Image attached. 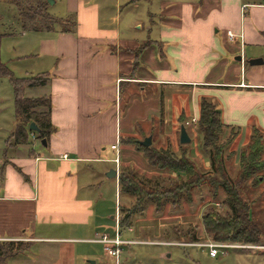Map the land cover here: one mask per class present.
I'll list each match as a JSON object with an SVG mask.
<instances>
[{
	"label": "crops",
	"instance_id": "obj_1",
	"mask_svg": "<svg viewBox=\"0 0 264 264\" xmlns=\"http://www.w3.org/2000/svg\"><path fill=\"white\" fill-rule=\"evenodd\" d=\"M262 3L163 1L146 18L117 15L113 22L105 2L72 0L64 17L54 15L70 22L73 14L75 29L56 24L37 33L28 73H47L50 79L45 86L28 87L26 95H51L56 130L47 145L30 132L28 143L12 145L9 136L0 147V242L91 241L106 232L104 182L115 178L119 191V174L107 175L117 165L112 145L119 142L120 169L155 170L125 139L151 136L154 145L153 130L176 138L186 123L197 158L209 168L198 127L203 96L214 102L216 95L224 98L222 117L240 128V152L250 120L263 116L264 77L260 67L248 63L262 57ZM131 4L118 0L117 11ZM193 117L198 122L187 123ZM180 135L179 143L186 144ZM60 225L73 233L53 234Z\"/></svg>",
	"mask_w": 264,
	"mask_h": 264
},
{
	"label": "rangeland",
	"instance_id": "obj_2",
	"mask_svg": "<svg viewBox=\"0 0 264 264\" xmlns=\"http://www.w3.org/2000/svg\"><path fill=\"white\" fill-rule=\"evenodd\" d=\"M44 1H47L48 11L52 15L64 17L68 13V7L72 0ZM120 1L127 2L129 0ZM163 1L175 3L181 1L192 2L193 0H131V6L124 7L119 12L117 11L118 0H99V2H105L110 7V9H107L113 22L116 21L117 15L121 18H125L127 15L130 19L134 17L135 20H140L141 17L146 18L150 14V11L159 9L163 5ZM29 5H31V1ZM29 5L27 7H30ZM218 14V12L214 13L212 19ZM74 17L72 14L70 22L66 20L58 24L69 28L71 26V29L74 30L75 28L72 27ZM30 20L26 19L20 13L19 8L11 3L10 0H0V33H10L3 37L1 58L8 64L15 76L18 77L32 76L33 73H28V71L32 70L34 61L33 39L37 37L38 32L48 31L46 27L42 28L45 23L47 24V21L43 23L40 18ZM136 31L138 30H135V33ZM262 49V55L259 56L264 58V48ZM257 66L260 67L258 69H260V74L264 77V63ZM247 67L250 69L249 67L251 66L248 65ZM45 95L47 94L42 93L35 97ZM212 98L222 110L224 98L220 95ZM36 110H45V108L38 107ZM259 112L263 113V116L260 114L261 119L256 117L257 120L254 118V115L249 122V133L253 132L251 126L257 125L261 127L264 134V119H262L264 117V107H260ZM15 124L16 112L13 85L8 76H2L0 77V147H5L6 140L13 132ZM189 126L193 127L194 125L191 124ZM234 129L236 130L237 126ZM230 132V128H227L226 137L223 139H226ZM153 134L154 146H164V148L168 146L167 148L172 149L178 155L184 150L187 156L197 163L200 170L204 172L210 170V165L208 168L201 158H197L194 149V145L196 144L195 139L191 143H179L180 129L175 134L176 138L171 137V139L167 136H160L159 131L153 130ZM238 136L239 134L232 144V150L238 148ZM249 139L248 136L244 145ZM244 145L240 146V148ZM108 164L115 165V163ZM133 168L138 171L140 176L151 179L147 183L148 185H155L152 181L157 180V188H154L159 191H163L165 189L163 187L170 186L171 184L175 186L184 180L182 176H178L175 172L168 171L158 174L157 172H152L156 171L154 169L145 171L142 168L139 169L137 166ZM239 168V159L236 155L228 163L229 174L232 177L235 176ZM170 174L172 175L168 178ZM214 175L218 177L217 174ZM116 182L117 180L113 178L103 184L107 211L103 215L102 221L107 223L104 227L108 226L105 228V231L114 235L117 211L119 212L120 219L127 215V213L134 218L130 227L121 229L122 237L132 239L134 242L122 245L123 249L119 257V264H264V238H262L259 244L223 242L232 246L220 249L217 256L210 255L209 247L202 246L203 243L214 242L203 228L202 219L204 214L214 209L218 210L221 214L227 212V208L222 203L225 195L223 190L220 191V198L215 199L213 189L208 184H204L201 189L193 191L192 201H188L185 196L186 194H184L178 204H172L171 201H167L162 207L158 208L155 203L149 201V204L144 203L136 208V204H139V199L136 196L132 197L124 193L121 194L118 191ZM149 189H152V187ZM241 191L251 204L253 217L264 229V179L256 184L252 183L251 180L247 181L242 186ZM133 209L137 211L134 212ZM194 232L196 233V239L192 238ZM71 233L73 231H67L63 225H60L53 232V234L57 235ZM0 248L5 254L0 257V264H117L116 257L111 256L101 242L54 241L51 244L28 245L25 242L14 241V243H10V241H6L0 243Z\"/></svg>",
	"mask_w": 264,
	"mask_h": 264
},
{
	"label": "trees",
	"instance_id": "obj_3",
	"mask_svg": "<svg viewBox=\"0 0 264 264\" xmlns=\"http://www.w3.org/2000/svg\"><path fill=\"white\" fill-rule=\"evenodd\" d=\"M30 1L31 5H29ZM10 2L19 8L20 13L26 19L40 18L43 23L47 21V24L45 23L42 28L51 29L62 22L61 19L48 11L47 1L10 0ZM28 5L30 7H27ZM6 34L10 33H0V77L8 76L11 80L16 112V124L8 142L12 145L28 143L30 132L35 133L38 139H46L49 142L51 134L56 130L51 120V95L29 97L26 95V89L47 85L50 76L47 73L26 77L15 76L8 64L1 58L2 40ZM38 107H44L45 110L38 111L36 110ZM32 121H35L40 128L38 132L29 128ZM198 127L203 134V148L209 158L210 170L206 172L200 170L197 163L187 156L184 150L178 155L170 148H156L153 144L144 146L138 139L128 138L125 141L134 143L156 171L175 172L184 180L175 186L171 184L163 187L165 189L159 191L156 189L157 180L152 181L155 185H148L147 183L151 179L140 176L138 171L133 168L134 166L126 167L120 169L119 192L132 197L136 196L139 199L136 208L150 202L155 203L160 208L167 201H171L172 204L180 203L184 194H186L188 201H192L193 191L201 189L204 184H208L213 189L215 199L220 198L221 190L224 191L222 203L227 208V212L221 214L214 209L204 214L202 224L206 234L216 242L261 243L262 238H264V229L253 217L251 204L241 191L242 186L247 181L251 180L252 183L256 184L264 179V134L261 127L252 125L253 132L249 134L250 139L240 152L236 149L232 150V144L239 134L240 128L237 127L235 130L236 126L225 123L222 110L216 102L206 96L200 99ZM227 128H230L231 132L226 139H223L226 137ZM237 154H239L240 168L238 173L232 177L229 174L228 163ZM159 173L162 174V172ZM214 174H217L218 177H215ZM151 187L152 189H149ZM133 210L134 212L137 211L136 209ZM133 220L134 218L127 213L120 219L121 229L130 227ZM192 238H197L195 232ZM10 243H14V241H10ZM2 255L5 254L0 248V257Z\"/></svg>",
	"mask_w": 264,
	"mask_h": 264
},
{
	"label": "built area",
	"instance_id": "obj_4",
	"mask_svg": "<svg viewBox=\"0 0 264 264\" xmlns=\"http://www.w3.org/2000/svg\"><path fill=\"white\" fill-rule=\"evenodd\" d=\"M264 4V3H262ZM228 35L230 38H234L235 33L231 30L228 31ZM189 122H198V117H193L191 121H187V123ZM118 144L119 142H117L116 144L112 145L113 149L117 150V155L114 158L118 171V174L120 172V152H119V148H118ZM64 157H67L68 155L65 154L63 155ZM91 241L93 242H101L104 244V248L105 250L111 255V256H115L116 257V262L117 264H119V257L121 254V250L123 249L122 245L124 244H131L132 242H134V240L132 239H126L122 237V231H121V227H120V215L119 212L117 211V216H116V228H115V232L114 235H111L108 232H103V233H99L97 234ZM194 244H198V243H194ZM202 246H207L209 247V253L212 256H217L220 252V249H226L227 247H230L232 245L228 244V243H223V242H210V243H203Z\"/></svg>",
	"mask_w": 264,
	"mask_h": 264
},
{
	"label": "water",
	"instance_id": "obj_5",
	"mask_svg": "<svg viewBox=\"0 0 264 264\" xmlns=\"http://www.w3.org/2000/svg\"><path fill=\"white\" fill-rule=\"evenodd\" d=\"M49 1H51V0H49ZM51 2H53V1H51ZM238 58L241 59L242 56L239 55ZM248 63H249L250 65H260V64H263V63H264V58H263V57H253V58L248 59ZM29 128H30L31 130H34V131H37V132L40 130V128L38 127V125L36 124L35 121H32V122L30 123ZM180 140H181L182 143H188V142L191 141V137L189 136V134H188V132H187V129H186L185 124H182V125H181V135H180ZM42 143H43L44 145H47V141H46V139H43V140H42ZM140 143H141L142 145H144V146H150V145L153 143L152 137H151V136H147V137H145L143 140H140ZM107 175L110 176V177H111V176H112V177L117 176V175H118L117 168L112 167V168L109 170V172L107 173ZM93 262H94V261H93Z\"/></svg>",
	"mask_w": 264,
	"mask_h": 264
}]
</instances>
